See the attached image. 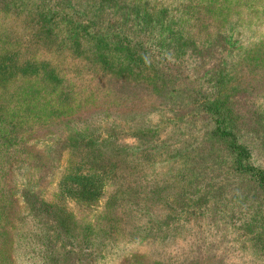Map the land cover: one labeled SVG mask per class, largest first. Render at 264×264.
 Segmentation results:
<instances>
[{
  "label": "trees",
  "instance_id": "16d2710c",
  "mask_svg": "<svg viewBox=\"0 0 264 264\" xmlns=\"http://www.w3.org/2000/svg\"><path fill=\"white\" fill-rule=\"evenodd\" d=\"M12 6L32 8L33 20L40 24L63 26L69 46L80 53L87 49L90 60L111 76L105 80L110 88L120 86L124 96L132 92L152 99L163 113L131 131L118 128L103 135L74 130L54 140L74 159L67 162L55 200L24 192L29 226L17 232L24 262L79 264V251L96 257L106 238L114 239L117 223L145 243L150 239L162 248L172 242L183 247L178 236L185 238L186 230H199L197 223L208 219L225 221L264 264V113L241 88L228 91L237 40L226 33L206 43L179 30L157 34L164 12L155 18L134 0H0V8ZM24 63L1 65L0 84L16 81L18 71L37 77L57 98L59 107L51 110V118L70 113L72 93L54 69L47 63ZM22 99L35 97L26 93ZM4 108L0 147L6 149L51 119H36L34 127L22 129L25 124H17ZM120 136L123 140L117 141ZM144 165H152L153 172H142ZM0 195L2 199L3 191ZM67 198L89 204L104 199L95 224L80 223ZM193 237L189 244L197 245L198 237Z\"/></svg>",
  "mask_w": 264,
  "mask_h": 264
},
{
  "label": "rangeland",
  "instance_id": "374dc122",
  "mask_svg": "<svg viewBox=\"0 0 264 264\" xmlns=\"http://www.w3.org/2000/svg\"><path fill=\"white\" fill-rule=\"evenodd\" d=\"M134 1L142 11L149 12L155 18L156 13L164 12L162 21L156 26L157 34L166 29L179 30L198 43H206L216 34L226 33L231 40H237L230 57L228 91L232 87L241 88L248 101L264 113V0ZM14 9V6L0 8V61L3 64L11 61L12 65L47 63L62 78L64 85H67L65 88L73 97L70 113L51 118L54 116L51 110L59 107L57 98L46 90L39 78L22 76L18 71L16 81L0 84V107L4 105L6 114L11 115L10 118H14L17 124H25L22 129L34 127L36 119H43L44 122L51 118L36 132L28 130L22 134L18 138L20 144L15 147H0V175L3 174V180L0 178V192L3 191L2 199L0 195V264H26L22 259L23 254H20L23 241L17 237L18 231L29 226L24 192L34 191L38 197L55 200L57 185L67 162L74 159L63 147L52 144L55 139L65 137L74 130L101 132L103 135L118 128L131 131L142 127L143 123L156 122L163 116L152 99L136 97L132 92L124 96L126 93L121 91L120 86L110 88L105 80L111 76L101 69L99 63L90 60L93 55L87 49L80 53L69 46L66 42L68 32L63 26L40 24L37 19L33 20L32 8L25 6ZM3 64L0 63V66ZM20 91L23 92L22 97L29 93L35 99L23 101ZM123 137H116V140H123ZM142 172L151 174L153 166L144 165ZM66 203L80 223L95 224L103 210L104 199L89 204L67 198ZM207 221V224L206 221H201V225L197 223L199 230H186L188 235H184L185 238L178 236V243L183 247L172 242L164 248L158 242L149 239L145 243L137 234L124 232L121 224L117 223L111 235L114 239L109 241L105 237V244L100 251H96V257L90 258V254L79 251L77 262L259 263V254L253 251L254 247L245 242L239 233L236 234L233 228L231 230L225 221L218 224L216 220ZM216 227L221 228L222 233L217 232ZM194 235L198 237L197 245L195 241L189 244ZM211 243L213 246L207 250V245Z\"/></svg>",
  "mask_w": 264,
  "mask_h": 264
}]
</instances>
